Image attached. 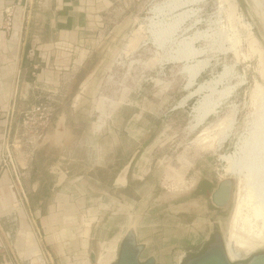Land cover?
<instances>
[{"label": "rangeland", "instance_id": "374dc122", "mask_svg": "<svg viewBox=\"0 0 264 264\" xmlns=\"http://www.w3.org/2000/svg\"><path fill=\"white\" fill-rule=\"evenodd\" d=\"M165 1L132 0L127 13L116 12L102 21L87 40L84 54L80 53L82 67L75 75V85L65 89L59 99L34 88L36 71L31 65L25 79L31 86L22 88L25 70L17 64L21 75L14 89L16 96L5 110L0 109V172L12 179L19 206H26L30 194L40 189L44 196L59 191L61 188L54 187L58 174L64 175V186L81 178L76 184L81 191L89 189L88 182L93 189V181L109 186L120 169L137 156L139 171L129 173V187L110 192L112 199L104 203L106 211L92 210L78 218L75 235L83 247L90 241L89 261L91 251H98L110 264L133 224L139 227V241L149 243L142 260L155 256L157 264H177L182 252H203L216 233L228 242L246 189L236 177H224L226 164L221 156L233 153L242 135H257L264 146V16L255 1L204 0L179 10L175 15L190 10L196 13L159 50L151 43L146 25L151 7ZM205 31L218 34L217 43L199 40L194 49L205 54L189 62H175L176 56H186L187 51L175 53L174 46ZM199 62H207V67L194 68ZM190 66L194 68L193 88L186 89L184 68ZM210 80L215 82L206 101L208 112L203 113L200 126L192 129L191 114L198 98L181 103ZM41 105L47 110L38 111ZM60 120L66 132L57 143ZM45 145L50 149L42 151ZM261 145L259 152L264 155ZM229 178L237 182V193L229 209L221 213L211 204L210 195L220 181ZM201 184L206 193L198 196ZM43 217H48L46 212ZM57 218L58 224L65 223L66 217ZM28 223L36 230L44 225L33 212L28 213ZM99 224L105 225L98 233L100 242L92 241ZM44 237L43 252L55 260V247L46 243L51 237ZM246 251L240 262L264 253V249ZM10 262L19 264L13 255ZM70 264L79 263L72 260Z\"/></svg>", "mask_w": 264, "mask_h": 264}, {"label": "crops", "instance_id": "0c3cea01", "mask_svg": "<svg viewBox=\"0 0 264 264\" xmlns=\"http://www.w3.org/2000/svg\"><path fill=\"white\" fill-rule=\"evenodd\" d=\"M131 3L132 0H0V109L5 110L16 96L14 89L16 84H20L17 81V64L24 66V80L28 78V65L33 67L36 71L33 85L39 92L53 93L59 99L65 89L73 88L75 75L82 67L83 57L80 59V55L84 54L82 50L87 47L92 31L102 21L110 20L112 14L127 13ZM10 11L14 13V19L8 31L4 20ZM139 29L135 41L139 39ZM20 58L21 62L18 61ZM30 86L28 79L22 83V88ZM2 128L3 121L0 120V154ZM49 147L45 145L42 151ZM125 166L109 186L93 181V189L88 182L89 189L83 191L76 186L81 178L64 186V176L58 174L54 187L61 189L48 196H44L40 189L34 195L30 194V202L27 201L26 206H19L12 179L7 173L0 172V264H8L11 255L19 264H70L72 260L88 264L90 241H86L83 247L77 239L78 218L92 210L95 213L106 211L104 203L112 199L110 192L120 189L116 181ZM137 167L134 161L130 170L133 175L139 171ZM129 182L131 177H128L127 187ZM89 190L93 193L89 194ZM29 212L35 214L40 224L44 221L41 230L29 225ZM43 212L48 217L41 218ZM59 215L62 219L66 217L65 223L58 224ZM104 229L103 224L95 229L93 239L100 242L98 233ZM42 233L47 239L51 237L49 242H45L49 247H55V260L51 255L48 259L43 252L42 242L46 237L44 239ZM97 254L98 264H108L104 256H100L98 251ZM116 256H112L110 264L115 262L112 260H116Z\"/></svg>", "mask_w": 264, "mask_h": 264}, {"label": "bare ground", "instance_id": "6f19581e", "mask_svg": "<svg viewBox=\"0 0 264 264\" xmlns=\"http://www.w3.org/2000/svg\"><path fill=\"white\" fill-rule=\"evenodd\" d=\"M203 1L204 0H167L155 5L154 7H151V16L147 20L148 23L146 25V28L150 35L149 39L151 43L159 50H162L168 43H171V39L173 38V36L178 33L179 29L189 19L193 17L196 11L190 10L177 15L175 14L179 12V10L185 9L189 6L198 5ZM254 1L258 10H260V12L264 16V0ZM217 37L218 34L214 33L210 35L205 31L202 33H196L193 36L183 40L181 43L174 46L175 53L186 49L187 55L181 57L176 56V58H174V61L177 63H182L200 58L203 54H205L206 51L195 50V43H197L199 40L208 39L210 41H213L214 43H217ZM206 63L199 62L194 68L200 67L202 65H206L207 67ZM190 67L184 68V71L188 74V83L186 89L193 88V77L191 74V70L194 68ZM214 82V80L204 82L203 84L198 86L197 89L191 92L189 96L186 97L181 103V105L183 106L188 100L192 98H198L191 114L192 119L194 120V124L192 123V129H197L200 126V120L203 116V113L208 112L206 101L211 94ZM261 120V123H263L264 126V110H262L261 112ZM229 124H231V122ZM229 127H231V125H229ZM263 129H261V133L264 132ZM240 137L241 138L235 144V149L233 148L234 152L231 154L228 153L229 155L221 156L222 162L226 164V166L224 167V177H236L238 179L237 182L239 183L240 181L241 183H244L246 189L245 199L243 201H240L239 204L237 203L238 205L235 212L234 225L232 227L231 236H229L230 240L225 243L227 256L231 262L242 261L241 253L246 250H248V253L251 254L252 252L254 253V251H256L257 249H264V155L259 152V146L263 143V141L262 143H260L258 141V138L260 137H258L257 135H242ZM262 139L264 140V135H262ZM261 146H263V144ZM262 148H264V146L261 147V149ZM261 152L264 151L262 150ZM237 182L233 181V185L230 188V192L234 195L235 193H237ZM212 193L210 195L211 204L213 203V200H217L218 198H221L223 196L222 189L213 196ZM245 211L246 213H244ZM230 225L232 226V224Z\"/></svg>", "mask_w": 264, "mask_h": 264}, {"label": "water", "instance_id": "95a60500", "mask_svg": "<svg viewBox=\"0 0 264 264\" xmlns=\"http://www.w3.org/2000/svg\"><path fill=\"white\" fill-rule=\"evenodd\" d=\"M65 132L66 129L64 121L60 120L56 129L57 143H60L63 140ZM135 158H133L118 175L116 186L122 190L127 189L129 173ZM232 185L233 181L230 178L224 179L218 183L212 193L213 196L219 190H223V196L217 200H213L212 203L213 206L219 209L221 213H225L233 201L234 194L230 192ZM100 225L102 224H99L97 228H99ZM93 238L92 241H96ZM148 246V242L139 241V227L136 224H133L124 235V238L119 246L116 260L113 264H157L158 260L155 256H149L145 261L142 260V256L146 252ZM98 260L99 258L97 252L91 251V264H97ZM177 264H264V253L252 256L247 262H231L227 256L223 237L221 234L216 233L213 236L212 242L206 246L203 252L196 255H192L191 251L183 252L177 259Z\"/></svg>", "mask_w": 264, "mask_h": 264}, {"label": "built area", "instance_id": "2783aa9c", "mask_svg": "<svg viewBox=\"0 0 264 264\" xmlns=\"http://www.w3.org/2000/svg\"><path fill=\"white\" fill-rule=\"evenodd\" d=\"M13 19H14V13L12 11L10 12H7L6 13V16H5V20H4V27L6 30L10 31L12 26H13ZM20 75H21V71H17V81H19V78H20ZM43 111H46L47 109L43 107V105H41V107H39L37 110L40 111L42 110ZM6 151L9 152V148L7 147L6 148ZM26 198V196H25ZM16 262V260H15ZM10 264H14L12 262H10Z\"/></svg>", "mask_w": 264, "mask_h": 264}, {"label": "flooded vegetation", "instance_id": "af4514ba", "mask_svg": "<svg viewBox=\"0 0 264 264\" xmlns=\"http://www.w3.org/2000/svg\"><path fill=\"white\" fill-rule=\"evenodd\" d=\"M203 187H204V184L203 185L201 184V187L199 188L200 191L198 192V196L206 193V191L203 189Z\"/></svg>", "mask_w": 264, "mask_h": 264}]
</instances>
